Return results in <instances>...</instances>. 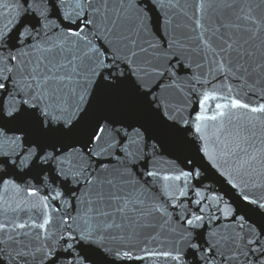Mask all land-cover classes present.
<instances>
[{"label":"water","instance_id":"obj_1","mask_svg":"<svg viewBox=\"0 0 264 264\" xmlns=\"http://www.w3.org/2000/svg\"><path fill=\"white\" fill-rule=\"evenodd\" d=\"M0 264H264V0H0Z\"/></svg>","mask_w":264,"mask_h":264}]
</instances>
